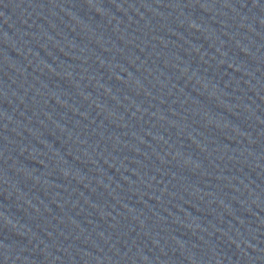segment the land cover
<instances>
[{"label":"water","instance_id":"water-1","mask_svg":"<svg viewBox=\"0 0 264 264\" xmlns=\"http://www.w3.org/2000/svg\"><path fill=\"white\" fill-rule=\"evenodd\" d=\"M0 264H264V0H0Z\"/></svg>","mask_w":264,"mask_h":264}]
</instances>
